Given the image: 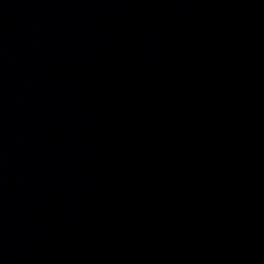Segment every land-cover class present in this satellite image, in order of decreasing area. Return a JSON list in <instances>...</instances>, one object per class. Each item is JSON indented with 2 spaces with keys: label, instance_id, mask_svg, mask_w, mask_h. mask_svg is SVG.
<instances>
[{
  "label": "water",
  "instance_id": "1",
  "mask_svg": "<svg viewBox=\"0 0 264 264\" xmlns=\"http://www.w3.org/2000/svg\"><path fill=\"white\" fill-rule=\"evenodd\" d=\"M0 264H264V0H0Z\"/></svg>",
  "mask_w": 264,
  "mask_h": 264
}]
</instances>
